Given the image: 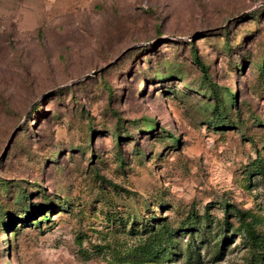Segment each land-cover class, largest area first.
Here are the masks:
<instances>
[{"label": "rangeland", "instance_id": "1", "mask_svg": "<svg viewBox=\"0 0 264 264\" xmlns=\"http://www.w3.org/2000/svg\"><path fill=\"white\" fill-rule=\"evenodd\" d=\"M1 97L0 264H264V0H0Z\"/></svg>", "mask_w": 264, "mask_h": 264}, {"label": "trees", "instance_id": "2", "mask_svg": "<svg viewBox=\"0 0 264 264\" xmlns=\"http://www.w3.org/2000/svg\"><path fill=\"white\" fill-rule=\"evenodd\" d=\"M193 62L196 65V67L200 70L203 79L208 80V70L207 67L204 65V63L202 62V60L197 55H195L193 57ZM228 96L232 104H235L236 101L235 95L228 94ZM0 102L1 103L3 102L2 97L0 98ZM229 110L230 109H228V111ZM221 112L224 114L223 119H225L227 114L224 111ZM168 138H170V140L173 141L175 144L178 143V139L172 136L171 134L168 135ZM229 207H231L238 216L239 227L238 229H236V232L238 235H240L243 238L244 244L249 250L250 261L264 254V237L255 233L252 225L244 220V213L241 210L234 209L233 206L229 204H225L223 210L225 216L228 215ZM195 226H196L195 222L192 219H188L186 221V224H184V227L186 228H195ZM152 244L161 245L162 239L156 235H152Z\"/></svg>", "mask_w": 264, "mask_h": 264}]
</instances>
